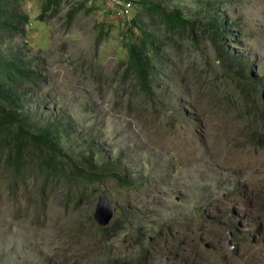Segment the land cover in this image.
<instances>
[{
  "label": "rangeland",
  "instance_id": "1",
  "mask_svg": "<svg viewBox=\"0 0 264 264\" xmlns=\"http://www.w3.org/2000/svg\"><path fill=\"white\" fill-rule=\"evenodd\" d=\"M134 1L119 19L106 0H11L26 21L0 23V58L32 73L24 126L53 132L67 175L107 177L44 186L33 148L21 178L1 150L0 264H264V0ZM154 4L195 32L168 34ZM227 212L240 232L224 231Z\"/></svg>",
  "mask_w": 264,
  "mask_h": 264
},
{
  "label": "trees",
  "instance_id": "2",
  "mask_svg": "<svg viewBox=\"0 0 264 264\" xmlns=\"http://www.w3.org/2000/svg\"><path fill=\"white\" fill-rule=\"evenodd\" d=\"M11 0H0V23L3 25L13 24L17 27L21 22L26 21V17L20 14L13 13L11 7ZM148 14L154 20H159V23L163 24L164 29L168 34L182 31L191 30L194 33V22L186 19L183 16L181 9H174L170 11L166 8H162L160 4H154L148 9ZM209 30L212 31L217 38L223 36L221 25L210 21ZM152 44V41L148 42V46ZM130 57H132V66L137 68L140 74L144 75L145 69L148 66L145 64V59L139 52V47L129 45ZM151 48V47H150ZM32 73L26 71L23 64L17 62L14 59L7 60L0 58V151L5 153L6 164L11 165L14 168L15 173L20 176H24L26 173V166L29 161V150L32 151V155H36L40 161L39 176L43 178L44 186L48 183L51 177L62 178L66 184L77 183V187L84 188L87 183L93 181H101L107 176L99 168L90 169L89 166H78L74 169L73 175H67V166L62 163V160L57 155L59 151L58 141L53 132L46 128L40 132H32L23 124V104L19 93L20 88L26 85L33 84ZM143 78V76L141 77ZM145 83V81H142ZM264 130V129H263ZM10 138L13 142L6 147V143ZM261 145L264 146V135H262L261 141L258 140ZM61 151V149H60ZM82 168V169H81ZM110 175L115 178L117 183L122 185L133 186V183L128 181L124 175L117 176L116 174ZM21 178V177H20ZM43 186L42 190L45 189ZM78 190V193H82ZM82 195V194H80ZM228 216L224 225L225 230L233 229L235 232H240V226L235 222L233 213L227 212ZM118 223H116L117 226ZM214 223H209V225ZM104 230H107L105 228ZM203 227L198 231H202ZM145 260V259H144ZM121 264H131L121 263Z\"/></svg>",
  "mask_w": 264,
  "mask_h": 264
},
{
  "label": "water",
  "instance_id": "3",
  "mask_svg": "<svg viewBox=\"0 0 264 264\" xmlns=\"http://www.w3.org/2000/svg\"><path fill=\"white\" fill-rule=\"evenodd\" d=\"M114 216V207L112 203L104 196H101L99 204L97 206L94 218L96 221L102 225L107 226ZM231 232L230 238L228 239V246L231 247Z\"/></svg>",
  "mask_w": 264,
  "mask_h": 264
},
{
  "label": "built area",
  "instance_id": "4",
  "mask_svg": "<svg viewBox=\"0 0 264 264\" xmlns=\"http://www.w3.org/2000/svg\"><path fill=\"white\" fill-rule=\"evenodd\" d=\"M112 13L119 19H129L135 12L134 0H106Z\"/></svg>",
  "mask_w": 264,
  "mask_h": 264
}]
</instances>
